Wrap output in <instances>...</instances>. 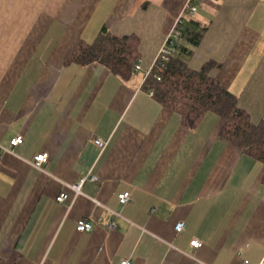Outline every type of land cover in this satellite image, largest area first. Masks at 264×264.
Wrapping results in <instances>:
<instances>
[{
  "label": "crops",
  "instance_id": "crops-1",
  "mask_svg": "<svg viewBox=\"0 0 264 264\" xmlns=\"http://www.w3.org/2000/svg\"><path fill=\"white\" fill-rule=\"evenodd\" d=\"M187 1L0 0V144L24 138L0 167V264L262 261L264 162L221 136L215 112L186 126L145 80L183 15L184 31L205 29L196 46L184 32L193 51L180 56L195 70L212 64L211 76L263 122L264 0L197 1L184 15ZM103 27L139 38L141 71L123 78L101 64L66 63ZM40 152L49 153L42 169L32 164ZM93 175L79 195L70 187ZM125 191L132 199L122 204ZM80 218L90 231L77 230Z\"/></svg>",
  "mask_w": 264,
  "mask_h": 264
},
{
  "label": "trees",
  "instance_id": "trees-1",
  "mask_svg": "<svg viewBox=\"0 0 264 264\" xmlns=\"http://www.w3.org/2000/svg\"><path fill=\"white\" fill-rule=\"evenodd\" d=\"M203 30L187 27V41L193 46L199 44ZM139 43L136 35L117 36L103 27L92 43L80 41L65 61L68 64H101L128 78L134 73V64L140 55ZM180 48L186 55L193 51L189 45L181 44ZM211 69L212 64L200 70L192 69L179 54L169 61L165 71L159 73L161 80L154 76L156 69L147 76L145 87L152 90L163 105L180 113L184 124L190 128L197 127L208 112L219 114L224 119L221 136L264 162V121L254 124L249 114L238 106L236 95L211 76Z\"/></svg>",
  "mask_w": 264,
  "mask_h": 264
},
{
  "label": "built area",
  "instance_id": "built-area-1",
  "mask_svg": "<svg viewBox=\"0 0 264 264\" xmlns=\"http://www.w3.org/2000/svg\"><path fill=\"white\" fill-rule=\"evenodd\" d=\"M197 1H203V0H188L184 7L183 14L184 15L193 14L197 10V5H196ZM184 20L185 19L183 15H181L176 20L172 30L167 35L166 40L159 51L156 64H155V68H152L150 71L146 72V77L153 74V72L156 69L157 72L154 74V76L158 80H161V76L159 73L165 71L167 69L169 61L175 56H178L180 54V46L183 41V34H184V29H185ZM141 70H142L141 58H138L134 64V71H141ZM150 94L154 95V92L151 90ZM23 140L24 138L22 135H17L11 139L10 145L8 147L0 144V167H1L2 157L4 153L6 152L14 153L16 147L20 145L23 142ZM95 143L99 147H104L106 145V141L102 138H96ZM48 160H49V153L40 152L34 156L32 164L35 167L42 169L43 166L48 162ZM87 180L96 181L98 180V177L96 175L89 176V177H83L77 183L71 184L70 187L79 195L80 193H82V186ZM68 198H69V194L65 191L61 192L56 197L57 201L60 203H65L68 200ZM131 199H132V194L130 191H125L119 194V200L122 204L129 203ZM115 215L117 217L119 216L118 213H115ZM115 219L109 224L110 229H114L116 227ZM186 225H187L186 221L184 220L178 221L175 225L176 233L177 234L182 233L186 229ZM92 227H93L92 223L88 221L87 219L80 218L77 221V230L80 232L90 231ZM191 245L195 249H198L203 245V242L199 238H194L191 240ZM121 264H132V261L129 259H125L121 262ZM244 264H254V263L246 262ZM258 264H264V258Z\"/></svg>",
  "mask_w": 264,
  "mask_h": 264
}]
</instances>
